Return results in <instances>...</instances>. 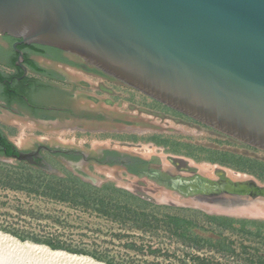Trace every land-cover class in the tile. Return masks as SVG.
Here are the masks:
<instances>
[{"label": "rangeland", "instance_id": "374dc122", "mask_svg": "<svg viewBox=\"0 0 264 264\" xmlns=\"http://www.w3.org/2000/svg\"><path fill=\"white\" fill-rule=\"evenodd\" d=\"M66 73L90 85L78 89L110 101L96 105L79 96L75 107L109 120L61 127L0 125L19 150L37 144L86 153L117 150L159 159L166 174L264 188V151L118 80L81 70ZM98 86L111 93L94 90ZM45 155L57 173L0 156V232L105 264H264V216L251 212L254 203L264 201L260 195L171 191L178 201L166 202L159 199L164 187L122 167L89 164L83 167L86 176H80ZM243 208L248 212H236Z\"/></svg>", "mask_w": 264, "mask_h": 264}, {"label": "water", "instance_id": "95a60500", "mask_svg": "<svg viewBox=\"0 0 264 264\" xmlns=\"http://www.w3.org/2000/svg\"><path fill=\"white\" fill-rule=\"evenodd\" d=\"M0 35L76 56L264 151V0H0ZM41 149L49 150L2 157L57 173L41 160ZM67 164L75 170L84 162ZM172 189L187 194V187ZM228 191L264 197L255 185Z\"/></svg>", "mask_w": 264, "mask_h": 264}, {"label": "flooded vegetation", "instance_id": "af4514ba", "mask_svg": "<svg viewBox=\"0 0 264 264\" xmlns=\"http://www.w3.org/2000/svg\"><path fill=\"white\" fill-rule=\"evenodd\" d=\"M20 42L19 39L0 35V71L3 72V79L0 80L1 114L6 112L14 117L34 122H49L50 125H84L109 120L108 117L100 113H89L86 110L76 108L75 103L79 96H85L87 100L96 105L100 101L96 96L85 94V91L78 89V87L90 88L88 83L69 81L68 77L54 66L63 65L76 71L81 70L93 75L95 78L104 77L114 81L113 78L87 65L76 56L54 48L34 44H19ZM18 50L24 56L20 64H18ZM48 62L51 64L48 65ZM64 83H69V87H63L62 84ZM108 104H110V101ZM42 146L49 148V150H40L41 160H46L48 163L50 162L45 154H49L68 167L70 166L67 162H84L82 167L74 166L75 170L72 169L80 176H86L83 167L89 164L98 167H122L127 173L139 178L146 177L157 185L164 187V189L180 193L179 190L172 189L173 183L179 187H187V194L181 193L183 196L196 193H208L211 196L220 193L233 194L228 191V188L242 186L235 185L222 178L206 180L198 175L184 177L180 172L178 174H172L171 172L166 174L160 165L159 159H144L139 156L123 154L117 150L101 149L94 153H86L77 149L37 144L33 150H26L25 152L37 151ZM19 151L21 150L18 149ZM41 160L38 159V163H41ZM177 165L178 163L174 167L176 168ZM34 167L40 168L38 166ZM132 168L138 170L140 174L132 173ZM189 185H198L200 188L208 186L209 189L192 190Z\"/></svg>", "mask_w": 264, "mask_h": 264}, {"label": "bare ground", "instance_id": "6f19581e", "mask_svg": "<svg viewBox=\"0 0 264 264\" xmlns=\"http://www.w3.org/2000/svg\"><path fill=\"white\" fill-rule=\"evenodd\" d=\"M206 172L209 175V172L208 171ZM159 199L166 202L178 201V199L172 195V192L167 190L161 192ZM252 208L253 209L251 212L255 216H264V201L259 200L258 202L253 204ZM245 210L246 208L238 209L236 212L241 213V212H245ZM250 210L251 209H249V211ZM246 212H248V209L246 210ZM0 264H105V263L98 262L90 257L75 255L65 252L63 250L53 249L43 244H31L29 242H21L18 239L6 233L0 232Z\"/></svg>", "mask_w": 264, "mask_h": 264}, {"label": "crops", "instance_id": "0c3cea01", "mask_svg": "<svg viewBox=\"0 0 264 264\" xmlns=\"http://www.w3.org/2000/svg\"><path fill=\"white\" fill-rule=\"evenodd\" d=\"M49 64H51V63L48 62V65ZM54 67L57 70L61 71L63 74H65L68 77L69 81L76 82V81L72 80L70 78V76L66 73V72H70L71 70H74V69H70V68L65 67L63 65H56ZM74 71H76V70H74ZM0 73L3 74V72H1V71H0ZM79 81H80V79H79ZM68 84L69 83H67V84L64 83V84H62V86L65 87V88H68L69 87ZM94 90L99 91L100 93H111L110 91L104 89L101 86L100 87L98 86ZM85 94H90V95L96 96L99 99V101H100L99 104H102V101H104L106 104H108V102H109V100L107 99V97H98L94 93L92 94V93H86L85 92ZM101 98H104V99H101ZM8 121H10L9 122V125H13L12 123H14L15 125H19V124H21V125L22 124H30V125H50L49 122H43V121L34 122V121H31V120H28V119H22V118L14 117V116L6 113V112H3L2 114L0 113V125H5V124L8 125ZM50 126L61 127L62 125H50ZM0 129L3 131V129L1 127H0ZM4 134H5V132H4Z\"/></svg>", "mask_w": 264, "mask_h": 264}, {"label": "trees", "instance_id": "16d2710c", "mask_svg": "<svg viewBox=\"0 0 264 264\" xmlns=\"http://www.w3.org/2000/svg\"><path fill=\"white\" fill-rule=\"evenodd\" d=\"M39 49V47H38ZM3 79V74L0 73V80ZM18 153L17 147L8 139L4 132L0 129V156L13 157V155ZM143 163V162H142ZM132 173L140 174L136 169H131ZM52 248H57L58 246L53 245L52 243L47 242Z\"/></svg>", "mask_w": 264, "mask_h": 264}]
</instances>
